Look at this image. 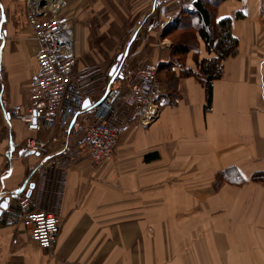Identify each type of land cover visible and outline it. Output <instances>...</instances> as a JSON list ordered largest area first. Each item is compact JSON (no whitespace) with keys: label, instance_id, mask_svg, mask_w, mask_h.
<instances>
[{"label":"crops","instance_id":"1","mask_svg":"<svg viewBox=\"0 0 264 264\" xmlns=\"http://www.w3.org/2000/svg\"><path fill=\"white\" fill-rule=\"evenodd\" d=\"M64 1L60 16L72 25V79L82 111L99 100L106 81L118 79L126 91L136 69L152 65L161 85L159 116L142 126L126 109L114 152L100 164L83 153L82 134L72 133L70 118L45 129L9 116L1 101H27L40 45L27 25L25 0H0V203L9 198L0 214V264H201V257L204 264L220 257L229 264L233 255L242 264H264V0H201L213 22L231 17L238 41L209 91L194 76H180L178 63L167 67L178 59L172 36L181 33L186 14L196 17L197 0H159L151 13L152 0ZM194 32L196 46L182 64L195 71L196 57L212 53ZM170 90L173 103L165 97ZM50 136L60 137L54 148L64 144L82 153L56 154L66 161L60 167L23 148L27 137ZM245 165L243 175L259 174L252 179L257 183L213 195L222 184H215L217 177ZM201 177L204 185L213 179L212 186L202 187ZM28 191L35 207L60 219L50 249L32 241L17 220L18 200ZM232 200L241 203L240 250L230 247L232 229L217 237L210 219L211 210Z\"/></svg>","mask_w":264,"mask_h":264},{"label":"built area","instance_id":"2","mask_svg":"<svg viewBox=\"0 0 264 264\" xmlns=\"http://www.w3.org/2000/svg\"><path fill=\"white\" fill-rule=\"evenodd\" d=\"M159 0H152L150 13ZM25 17L40 49L36 60L38 70L32 79V90L25 103L8 105L1 101L9 116L18 118L27 126L42 125L53 128L60 118H70L73 134H82L83 153L95 164L112 155L122 131L120 122L126 109H132L139 125L145 126L159 116L156 102L160 82L157 67L143 65L136 69L128 90L124 91L118 79L110 82L99 100L84 113L82 100L74 89L72 71L76 62L72 25L60 16L64 0H25ZM60 137L45 140L25 138V151L41 155L42 162H66L56 154L71 158L82 151L62 145ZM17 220L29 230V236L42 249H50L60 229V219L54 210L35 207L28 194H22L17 203ZM1 219V218H0Z\"/></svg>","mask_w":264,"mask_h":264},{"label":"trees","instance_id":"3","mask_svg":"<svg viewBox=\"0 0 264 264\" xmlns=\"http://www.w3.org/2000/svg\"><path fill=\"white\" fill-rule=\"evenodd\" d=\"M194 8L196 17L189 13L186 14V17L187 15L190 18L192 17L189 21V29L185 28V26L188 27V24L183 23L184 18H182V27H180L181 33L177 36V41H174L171 46L172 54L177 55L178 59L169 62L167 67L172 68L178 63L182 68L179 72L180 76H194L202 82L209 91L211 82L221 76L222 61L226 57L236 53L238 41L230 31L231 17H226L217 22H213L211 14L201 0H197L194 3ZM237 16H239V14ZM194 30H197L198 35L204 41L206 50L209 53H212V56L208 58L198 59L196 57L197 70L195 71L192 69H185L182 64V58L188 51L196 46L197 42ZM172 78H175V76L172 75ZM165 97L168 102L173 103V98L176 97V94L175 92L172 93L170 90ZM147 157L149 156H146V158ZM259 177V174L252 175L253 180H258Z\"/></svg>","mask_w":264,"mask_h":264},{"label":"rangeland","instance_id":"4","mask_svg":"<svg viewBox=\"0 0 264 264\" xmlns=\"http://www.w3.org/2000/svg\"><path fill=\"white\" fill-rule=\"evenodd\" d=\"M191 18L188 17V18L184 19L183 22L185 21L187 23H190L189 21H190ZM172 38H173V42L177 41V36L176 35L172 36ZM109 72H112V68L109 70ZM108 75H109V73H107L106 79L108 78ZM108 83H110V82L106 81L105 86ZM119 122H120V126H121V121H119ZM246 166L247 165L242 166V167H236L235 166L232 169L229 168V170L224 172V175L222 177H220V178L217 177L216 181H215V184L216 185H219L221 183L222 184L219 185V189H217V190H219V192H216L213 195H215L217 193H220V191H222L223 189L226 190V189H231L232 188V189L235 190L236 188H239V187L252 185L253 182H254L252 180V175L244 176L243 173H242V171L245 169ZM200 180H201L200 183H202V185H203L202 187H205V186H209V184H211V181L213 179H210V181H209V178H208L207 179L208 183L206 185H204V183H203L204 177H201ZM255 183H257V182H255ZM211 186H212V184H211ZM232 194H233L232 192H229V195H232ZM237 196H239V195H237ZM244 196H250V195H244ZM186 197H192V195H186ZM240 200L241 201H245L246 197H242ZM207 201H208V197L207 196L202 199V202H207ZM236 202H239V200H237V201L236 200L229 201L228 202L229 204H222L220 207L218 206L216 209L211 210L212 214H210L211 215L210 219L216 221L217 230H215V235L217 237H219L223 232H226V234H227V232H229V229L230 228L232 229V232H229V233H231L233 236L235 235L236 241H233L232 245L230 243V247L233 248L234 250H240V241L238 240V238L240 236V234H239L240 233L239 221L241 219L239 221H238V219L241 217V215H240L241 213H240V211L238 209V206L239 205L241 206V203H239V205H238ZM244 206L246 207L245 203H244ZM227 215L230 218H233V220L228 218V220L226 221L225 218L228 217ZM252 216H256L255 213ZM221 223H224V224H221ZM223 228H224L225 231L222 230ZM223 258L224 257H220V263L218 261V264H226L224 262ZM200 263L204 264V257H201ZM229 264H242L241 256L233 255L232 257L229 258Z\"/></svg>","mask_w":264,"mask_h":264},{"label":"water","instance_id":"5","mask_svg":"<svg viewBox=\"0 0 264 264\" xmlns=\"http://www.w3.org/2000/svg\"><path fill=\"white\" fill-rule=\"evenodd\" d=\"M113 69H114V68H112V71H113ZM87 103H88V101L85 100V101L83 102V106H86ZM30 187H33V185L31 184ZM27 194H29V191H28ZM15 196H16V194H15V195H12V197H15ZM8 201H9V198H8V197L5 198L3 201H1V203H0V214L2 213V211H3L4 209L7 208V206H8Z\"/></svg>","mask_w":264,"mask_h":264}]
</instances>
